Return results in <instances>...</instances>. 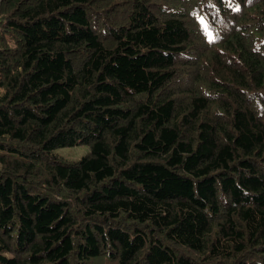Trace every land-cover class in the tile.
Instances as JSON below:
<instances>
[{
    "label": "trees",
    "instance_id": "1",
    "mask_svg": "<svg viewBox=\"0 0 264 264\" xmlns=\"http://www.w3.org/2000/svg\"><path fill=\"white\" fill-rule=\"evenodd\" d=\"M104 262L264 264V0H0V264Z\"/></svg>",
    "mask_w": 264,
    "mask_h": 264
},
{
    "label": "rangeland",
    "instance_id": "2",
    "mask_svg": "<svg viewBox=\"0 0 264 264\" xmlns=\"http://www.w3.org/2000/svg\"><path fill=\"white\" fill-rule=\"evenodd\" d=\"M87 147L85 145H75V146H64L55 149V152L69 160L78 159L84 152H86ZM107 263V262H104ZM111 264V263H107Z\"/></svg>",
    "mask_w": 264,
    "mask_h": 264
},
{
    "label": "bare ground",
    "instance_id": "3",
    "mask_svg": "<svg viewBox=\"0 0 264 264\" xmlns=\"http://www.w3.org/2000/svg\"><path fill=\"white\" fill-rule=\"evenodd\" d=\"M100 93V92H99Z\"/></svg>",
    "mask_w": 264,
    "mask_h": 264
}]
</instances>
